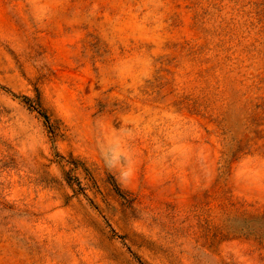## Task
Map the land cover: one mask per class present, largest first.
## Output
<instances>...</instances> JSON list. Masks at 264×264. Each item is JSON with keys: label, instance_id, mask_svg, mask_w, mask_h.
<instances>
[{"label": "rangeland", "instance_id": "374dc122", "mask_svg": "<svg viewBox=\"0 0 264 264\" xmlns=\"http://www.w3.org/2000/svg\"><path fill=\"white\" fill-rule=\"evenodd\" d=\"M0 264H264V0H0Z\"/></svg>", "mask_w": 264, "mask_h": 264}]
</instances>
